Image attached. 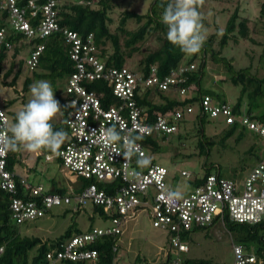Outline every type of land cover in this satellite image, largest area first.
Instances as JSON below:
<instances>
[{
    "label": "trees",
    "instance_id": "1",
    "mask_svg": "<svg viewBox=\"0 0 264 264\" xmlns=\"http://www.w3.org/2000/svg\"><path fill=\"white\" fill-rule=\"evenodd\" d=\"M25 1L26 0H17L19 5H23ZM57 1V23L81 34L93 32L101 57L107 65L122 66L127 63H132L130 67L138 69L144 75H148L151 66L155 64L157 67V75L161 78L168 75L180 65H194L192 68L185 71L186 80L182 85L192 86V88L187 90L184 94L179 93L178 88L174 89V87H169L168 89L155 87V89H139L135 95L138 105L143 109L142 113L146 118V122L148 121L149 123L159 115H166L175 110L184 109L186 105H192L194 110L192 113L185 114L179 119L178 127L175 132H156L148 136H141L142 138L140 141L144 143L148 160L150 161L148 164L156 163L152 158L153 152H155V154L169 151L173 152L170 160L172 164L192 157L203 159L201 162L202 173L193 175L186 170L189 173L186 177L181 175V171L185 169L179 170L180 177L186 179L192 178L191 182L194 188L202 184L210 174L215 173L222 176L216 161L212 162L210 160L212 149L216 144L223 145L230 137L238 141L243 136L246 129L254 131L240 122L241 116H248L251 120L264 124V105H262V103H264L262 102L264 101V76H258L256 69L255 73H252L250 67L235 69L230 58H226L222 55L223 48L229 43H238L240 38H251L250 20L247 19V17L241 16L237 7L230 14L224 32L220 37H217L215 33L212 34L205 39L199 53L186 55L182 53L178 47L173 46L167 41V29L161 22V16H157L154 11L155 5H152L150 10L144 13L123 10L118 18L115 29L112 30L110 27L112 19L109 12L115 7V1L98 0V7H93L91 4L92 0H76L73 3L63 5H60L62 0ZM169 2L170 0H155L154 4L159 3L160 8L164 10ZM39 16L40 14L38 17ZM259 16L264 19V2L260 5ZM38 17H32L30 19L32 25H36L35 23L39 20ZM130 19L135 23L133 28L128 24V20ZM0 27L6 28V38L11 43L9 48L6 46L0 47V72L10 51H12V56L14 58L20 51L23 50V53L25 52L24 57L19 60V68L16 70L13 79L8 83L6 82L4 85L14 86L16 79L21 73L22 65H24L27 71L31 72L30 75L24 78L22 93L27 91L29 85L35 80L45 77H48L54 83H65L66 77L73 70V65L68 53L69 44L66 43L61 31H56L44 39H28L20 32H15L9 27L8 13L1 8ZM150 37L155 38V45L152 48L146 44ZM37 43H43L44 48L41 53H39L38 62L31 68L26 64L25 60L30 50L34 48ZM209 61L214 65L221 64L227 73L226 81L231 82L232 85L239 86V95L236 101L231 104L236 119L231 123H226L225 120L220 117H209V115L203 113L201 110L202 108L199 107V102L204 95L211 96L214 101L228 102L224 98L223 92H217L203 85L204 76L206 74L208 75L210 72V70H208ZM261 61L264 63V56L261 57ZM13 67L14 60L10 62V67L3 76L8 77ZM86 86L102 94V104L107 105L114 100L103 80H94L87 83ZM57 98L59 101L61 100L60 94ZM13 102L12 99L9 100L7 106L13 104ZM195 104L198 105L196 110ZM5 112L7 114V110H5ZM15 114L16 113L12 111L14 120ZM190 114H192V122L194 125L188 128L185 126L187 121L186 117ZM66 116L67 112L62 108L60 119L56 122L52 121L54 130L63 129L65 131ZM209 121H216L221 125V129L219 131L213 129L211 133H207L205 125ZM193 136L196 139L194 148L191 146L193 149L192 151L189 147L193 142L190 138ZM258 136L260 137L259 134ZM172 138L175 139L174 143ZM261 144L264 145L262 142ZM40 155L41 154L38 153L36 155L37 158H39ZM44 158L46 160H55L61 164V167L65 168L63 161L59 157L47 159L45 153ZM22 162H24V160L22 159L21 148L18 151H7L6 164L7 167L16 174L17 187L16 191L11 194L0 186V248H2V251H0V264H48V252L52 253L53 258L56 259V264H140L142 261H145L147 264H170L176 256L181 258L180 264H213L210 258H191L187 256L184 251H178V248L174 246L171 241V235L174 232L167 233L168 248L163 257L161 256L158 260H148L138 253L130 257L131 260L129 259L123 262V257L120 253V235L122 234V229L118 233L105 232L95 236L93 239L85 240L84 244L79 247V249H94L96 251L94 257L89 259H72L70 257L58 258L57 249H62L61 244L69 241L73 236L89 233L93 228L109 225L111 217L115 214L106 212L102 207L91 203L79 207L73 203H62L46 207L45 203L42 202L41 195L32 194L30 188L24 189L23 185L19 182V176L27 177L26 174L17 172V166L21 165ZM166 168L168 169L167 166ZM70 174L79 178L82 182L77 190H74L72 186H69V188L67 186H59L56 184L55 179L51 178L48 182L49 186H44L46 192L57 193L61 196L70 195L72 191L76 193L81 191L84 186L90 182L88 178L86 179L73 173ZM176 174L177 173L171 175V180L176 179ZM28 180L30 183H33L30 179ZM111 185L110 183H105L99 185V187L108 193H112L114 188H112ZM12 195L22 197L26 201L35 200L38 207L43 208V214L33 218H26L18 222L12 215L9 206ZM57 206L62 207L67 212L74 213H79L87 207H91L92 214H90V218L97 216L106 221V223L100 226L91 225L84 230L77 226L75 227L74 224H70L65 231L58 236H48L46 239H43L38 234L22 233L19 229L20 224L43 217L48 214L53 207ZM73 206L76 207L73 208ZM217 221H220L229 231H237L239 243H242L248 252H253L256 255V260L254 262L246 264H264V222L257 224L246 222L239 223L230 221L227 217H224L222 222L219 217H214L209 224L180 231V241L187 244V239L192 232L206 229Z\"/></svg>",
    "mask_w": 264,
    "mask_h": 264
},
{
    "label": "built area",
    "instance_id": "2",
    "mask_svg": "<svg viewBox=\"0 0 264 264\" xmlns=\"http://www.w3.org/2000/svg\"><path fill=\"white\" fill-rule=\"evenodd\" d=\"M57 2L26 0L23 5H19L17 0H1L0 8L8 13L9 27L26 38L44 39L56 31H61L69 44L68 53L73 70L66 77L64 90L60 94L62 108L67 112V137L58 153H46V158L59 157L69 173L88 178L90 182L81 191H72L65 196L48 193L42 184L30 183L24 176H19V182L24 189L30 188L32 194L41 195L46 207L62 203H73L79 207L91 203L115 214L109 225L93 228L89 233L73 236L61 244L62 249H57V257H94V249H79L84 241L105 232H120L123 221L138 212H144L154 227L166 233L174 232L171 241L178 251L184 252L189 248L180 241V231L209 224L214 217H219L221 221L227 217L230 221L239 223L264 222V155L248 171L243 181H235L214 173L192 190L181 192L179 199H169L167 194L170 191L182 190L171 187L166 166L152 163L141 167L137 164V160L141 158L139 153L125 160L122 155L123 141L115 144L106 142L101 130L111 127H115L122 135L129 129L134 130L133 135L139 136L175 132L179 119L194 111L192 105H186L184 109L170 114L159 115L149 123L146 122L135 95L139 89L155 87H174L184 94L192 88L182 85L186 80L185 71L194 65H180L163 78L157 75L155 64L151 66L148 75L127 64L107 65L101 57L93 32L81 34L57 23ZM32 17L39 18L36 25L31 24ZM6 35V28L0 27V47L11 46ZM43 48V43H37L30 50L25 60L29 67L36 65ZM98 79L106 83L114 99L107 105L102 104V94L99 91L86 86ZM199 107L209 117H220L226 123L236 119L233 106L229 102L214 101L209 95L203 96ZM0 112H3V121L8 127L9 117L1 106ZM240 122L258 133L264 143V124L245 115L240 117ZM137 143L144 158L148 159L144 143L140 140ZM6 156L7 151L0 153V186L13 194L17 187L16 174L7 167ZM181 175L187 177L189 173L182 170ZM105 183L112 184V193L99 187ZM9 206L18 222L42 215L44 211L35 200L26 201L13 195ZM232 249V264H246L256 260V255L248 252L242 243H232ZM47 257L48 264H56L51 252L47 253ZM180 261L181 258L176 256L170 264H180ZM140 264L147 263L142 261Z\"/></svg>",
    "mask_w": 264,
    "mask_h": 264
},
{
    "label": "rangeland",
    "instance_id": "3",
    "mask_svg": "<svg viewBox=\"0 0 264 264\" xmlns=\"http://www.w3.org/2000/svg\"><path fill=\"white\" fill-rule=\"evenodd\" d=\"M75 1L62 0L60 5ZM113 1H115L116 5L109 12L112 19L110 26L112 30L115 29L118 18L123 10L144 13L149 11L152 5H155L154 11L157 16H161L164 11L163 8H160L159 3L154 4L155 0ZM262 2L264 0H203V3L199 7L204 25L202 31L206 39L214 33L217 34V37L223 34L227 20L236 7L239 9L241 16L251 18V24L249 22L251 38H240L238 43H229L223 48L222 55L230 58L235 69L250 67L251 72L255 73L256 69L260 77L264 76V63L261 61V57L264 56V26H260L261 20H258L256 15L258 16L259 14ZM91 4L93 7H98L99 5L98 0H92ZM128 21V24L133 28L135 25L134 21L132 19ZM146 44L152 48L155 45V38L150 37ZM24 53L22 50L14 58L12 51H10L0 72V106L7 110V116L10 118L9 127L14 122L12 111L16 113L21 110L31 96L29 89L22 93L24 78L31 74L30 71L25 69L24 65L21 66V73L16 79L14 86L4 85L13 79L16 70L19 68V60L24 57ZM12 60H14L13 70L8 77H4L3 75L10 67ZM127 64L129 66L132 65V63ZM208 66L210 72L204 76L203 85L217 92H223L224 98L230 104H233L239 95V86L232 85L231 82L226 81L227 73L221 64L214 65L209 61ZM38 80L49 81L56 98L64 90L63 83H54L48 77ZM11 99L14 101L13 104L7 106V103ZM197 107L198 105L195 104V110ZM59 119L60 114H58L53 122ZM186 119L185 126L188 128L192 127L194 125L192 114L187 115ZM205 128L207 133H211L213 129L219 131L221 125L216 121H209L205 125ZM195 139L194 136L190 138L193 142L189 149L192 151L191 146L194 148ZM172 140L174 143L175 139L172 138ZM261 142L262 140L256 132L246 129L240 140L236 141L233 137H230L226 140L225 144H216L212 149L210 160L212 162L216 161L220 174L225 178L235 181L241 179L243 181L248 175V171L258 163L262 158V154H264V145ZM47 152L49 151L46 149L29 152L21 147L24 162L17 166V172L26 174L28 179L45 187H48V182L51 178H54L57 185L67 186L68 188L72 186L74 190H77L82 184L81 180L70 174L66 168L61 167V164L57 161L46 160L44 155ZM38 153L41 154L39 158L36 156ZM172 155L173 152L171 151L156 154L153 152L152 158L154 162L168 167L170 173L168 181L173 189L182 190L179 191L180 193L192 190V178L186 179L180 177L179 170L185 169L193 175L202 173L201 162L203 159L192 157L172 164L170 161ZM175 173H177L176 179L171 180V175ZM90 214H92L91 207H87L79 213H74L67 212L62 207L57 206L53 207L43 217L20 224L19 229L22 233L38 234L43 239H46L48 236H58L70 224H74L75 227L77 226L84 230L91 225L100 226L106 223V221L97 216L90 218ZM237 233L235 230L229 231L220 221H217L206 229L196 230L190 234L187 239L189 250L185 254L191 258H210L213 264H232L234 258L232 242L239 243ZM120 237V253L123 257V262L131 260L130 257L138 253L148 260H158L161 256L163 257L168 248L167 233L154 227L150 218L144 212L133 214L123 221Z\"/></svg>",
    "mask_w": 264,
    "mask_h": 264
},
{
    "label": "clouds",
    "instance_id": "4",
    "mask_svg": "<svg viewBox=\"0 0 264 264\" xmlns=\"http://www.w3.org/2000/svg\"><path fill=\"white\" fill-rule=\"evenodd\" d=\"M203 0H170L161 15V22L166 26L167 41L186 55H194L201 51L205 42L204 25L198 7ZM30 99L21 110L16 112L15 120L10 127L3 121L0 112V153L18 151L22 147L29 152L48 150L58 153L64 143L67 132L54 130L52 121L60 114L62 105L56 98L51 83L37 80L29 85ZM133 129L123 135L115 127L102 129L101 135L107 143L115 144L123 141L122 155L125 160L137 153L140 157L137 164L146 166L150 161L144 158L137 140L142 137L133 135ZM169 199H179V191H170ZM2 251V249H0Z\"/></svg>",
    "mask_w": 264,
    "mask_h": 264
},
{
    "label": "crops",
    "instance_id": "5",
    "mask_svg": "<svg viewBox=\"0 0 264 264\" xmlns=\"http://www.w3.org/2000/svg\"><path fill=\"white\" fill-rule=\"evenodd\" d=\"M246 17H247V16H246ZM256 18H257L258 20H261L260 23H259L260 26H261V27L264 26V19L260 18L259 14H258V16L256 15ZM247 19L250 20L251 18L247 17ZM252 19H253V18H252ZM255 22H256V21H255ZM257 22H258V21H257ZM250 24H251V20H250ZM250 24H249V25H250Z\"/></svg>",
    "mask_w": 264,
    "mask_h": 264
}]
</instances>
